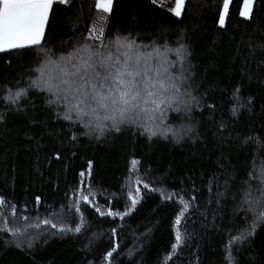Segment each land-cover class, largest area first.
Returning a JSON list of instances; mask_svg holds the SVG:
<instances>
[{"label": "snow or ice", "instance_id": "1", "mask_svg": "<svg viewBox=\"0 0 264 264\" xmlns=\"http://www.w3.org/2000/svg\"><path fill=\"white\" fill-rule=\"evenodd\" d=\"M115 2L94 0L93 16H77L70 22L71 36L68 41L61 39L56 42L50 38L56 9L60 6L75 7L77 0H0V54H6L0 65L6 81L0 86V102L6 105L5 110L0 112V125H6L7 114L11 112L22 113L30 123L39 124L44 129L39 136H52L57 144L63 145L51 150L46 157L47 163L62 162L64 168L68 167L64 162L69 154L79 155L77 145L88 147L80 141L81 136L97 142H101L102 138L139 136L145 137L149 143L170 139L175 144L185 140L202 142V137L206 140L209 134L222 141L230 139L233 128H230L229 118L234 126L241 114H253L256 97L252 94L245 96L243 82L238 81L228 98L225 116L223 105L210 98L215 89L206 88L202 93L197 91L200 85L193 79L191 64L186 63L189 53L182 42L183 34L177 38L175 48L168 47L165 43L168 29L161 26L149 44L139 43L142 35L135 6H130L133 9L130 23L120 30L111 24ZM233 3L234 0H222L216 15L218 30L227 31L226 22L230 19ZM150 4L180 22L187 14V0H150ZM255 4L256 0H241L239 16L249 23L254 22ZM261 48L264 49V45ZM14 50H20L21 56L25 52L32 53L33 63L37 65L27 69L29 79L26 85H22L19 74L14 83L7 82L9 74L14 71L10 55ZM169 53H173L174 59L169 58ZM256 68L264 70V57L257 60ZM258 84L264 88V80H259ZM33 90L47 94L41 97L46 108H41L29 98ZM28 108L33 113L45 111L47 116L44 120H37L34 114L28 116L25 111ZM260 111L264 113V103L260 105ZM170 113L176 115L170 116ZM195 116L200 119L193 122ZM52 118L67 123H58V127L50 129L48 119ZM198 127L200 131H197ZM261 131H264V125H261ZM33 138L38 139V136L29 137ZM241 143L255 144L257 150L264 149V136L249 134ZM141 169L143 175L139 174ZM127 171V184L123 186L126 189V207L123 211L114 210L111 201L105 202L107 207L95 202L92 159H88L86 167L78 172L70 202L63 206L65 210L61 213L52 212L46 218H39L37 213L36 217H30L18 212L15 204L0 195V233L13 238L5 243L14 244L28 255L34 248L33 240L49 228L55 230L50 232L53 236L81 234L85 227L84 212L89 208L100 217L124 221L142 204L145 195L157 194L164 206L177 209L172 217V239L165 257V264H174L189 247L188 242L194 239V233L187 226L195 224L192 218L199 210L196 193L200 189L193 181L191 195L186 188L170 190L166 174H162L164 178L161 179H149L151 169L144 168L141 159L135 155L130 158ZM216 179L215 174L209 178L206 185L209 192L213 188L212 181ZM241 182L242 195L235 212L242 214L244 224L235 232L231 225L224 228L223 235L227 238L222 243L223 264H242L240 254L246 245L253 242L257 229L264 225V167L248 171ZM224 184L227 186L228 180ZM223 195V192L217 191V204H220ZM65 198H69L67 192ZM42 203L41 196L36 195L35 204L39 206ZM23 211H28L27 205ZM71 215L78 217L74 227L67 223ZM205 215L200 212V216ZM201 226L217 228L215 220L210 225ZM110 232L113 242L101 256V264H124L119 260L120 246L115 242L118 230L113 227ZM85 247L90 250V245ZM191 255V264H201L198 249L193 250ZM87 264H94V261L88 260ZM245 264L254 262L249 259Z\"/></svg>", "mask_w": 264, "mask_h": 264}, {"label": "trees", "instance_id": "2", "mask_svg": "<svg viewBox=\"0 0 264 264\" xmlns=\"http://www.w3.org/2000/svg\"><path fill=\"white\" fill-rule=\"evenodd\" d=\"M221 3L222 0H187V14L180 22L171 14L157 11L150 0H116L111 24L124 30L131 20L133 9L130 6H135L142 35L139 43L149 44L154 34H158L157 29L163 26L168 29L165 43L175 48L177 38L182 33V42L189 53L186 63L191 64L193 79L200 85L197 91L202 93L206 88L215 89L210 98L223 105L225 116L232 88L242 81L244 95L256 97V110L251 115L241 114L234 126L229 118L230 128H233L230 139L222 141L209 134L206 140L202 137V142L185 140L175 144L170 139L149 143L145 137L139 136L102 138L101 142L94 139L89 141L87 137L81 136L80 141L88 147L77 145L79 155L69 154L64 162L68 167L64 168L62 162L49 164L46 159L52 149L63 145L57 144L52 136H39L44 129L39 124L30 123L24 114L11 112L7 114L6 125H0V195L15 204L18 212L30 217H36L37 213L39 218H46L52 212L61 213L65 210L63 206L70 202L71 189L78 180V172L86 167L88 159H92L95 202L107 207L105 202L111 201L114 210L123 211L126 207V189L123 186L127 184L130 158L135 155L141 159L144 168L151 169L152 176L149 179H161L164 178L162 174H166L170 190L186 188L191 195L193 181L200 189L196 193L199 210L192 218L195 224L187 226L194 233V239L188 242L189 247L185 248L174 264H191V253L196 249L199 250L201 264H223L222 243L227 238L223 235L224 228L231 225L235 232L244 224L242 214L235 212L242 195V178L248 171H258L264 167V149L257 150L255 144L241 143L249 134L264 136V131H261L264 113L260 111V105L264 103V88L258 84L259 80H264V70L258 71L256 68L257 60L264 57V49L261 48L264 45V0H256L252 23L239 16L241 0H234L230 6V19L226 22L227 31L218 30L216 22ZM93 4L94 0H77L75 7H57L50 38L56 42L61 39L68 41L71 36L70 22L77 16H93ZM10 55L13 57L14 71L9 74L7 82L14 83L19 74L22 85H26L29 79L27 69L37 66L33 63V54L25 52L21 56L20 50H14ZM5 58L6 54H0V65ZM169 58L174 59L173 53H169ZM5 82L3 71L0 70V86ZM46 95L33 90L29 98L41 108H46L41 98ZM5 107L0 102V112ZM25 111L28 116L34 114L37 120H44L47 116L42 110L33 113L28 108ZM199 119V116H195L193 122ZM58 123L67 122L48 119L50 129L58 127ZM197 131H200L199 127ZM37 136L38 139H29ZM139 174H144L143 169ZM214 174L218 179L212 181L213 188L209 192L206 185ZM225 180H228L227 186ZM253 184L255 186V182ZM53 188L56 190L53 191ZM217 191L224 193L220 197V204L215 202ZM66 192L68 199L65 198ZM36 195H40L43 201L39 206L35 204ZM25 205L27 212L23 211ZM176 211L175 207L164 206L157 194L145 195L142 204L124 221L100 217L89 208L84 212L85 227L81 234L53 236L50 232L55 230L49 228L33 240L34 248L28 255L12 243L6 244L5 241L13 238L0 233V264H87L88 260L101 264V256L113 242L110 232L113 227L118 230L115 242L120 246L119 260L124 264H165L172 239V217ZM200 212L206 215L200 216ZM9 220H12L11 216ZM213 220L217 228L201 226L210 225ZM77 222L78 217H68L69 226L74 227ZM252 241L245 246L239 259L242 264L249 259L254 264H264V225L257 229ZM86 245H90V250Z\"/></svg>", "mask_w": 264, "mask_h": 264}]
</instances>
